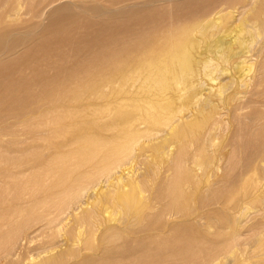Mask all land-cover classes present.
<instances>
[{"label": "bare ground", "instance_id": "1", "mask_svg": "<svg viewBox=\"0 0 264 264\" xmlns=\"http://www.w3.org/2000/svg\"><path fill=\"white\" fill-rule=\"evenodd\" d=\"M60 1L0 0V264H25L22 250L40 233L53 240L66 235L71 244L66 253L45 256L62 246L40 252L38 264L77 260L83 228L89 234L84 245L101 248L96 260L74 264H264V155H243V133L226 172L244 161L258 172L243 173L239 185L225 172L231 179L218 186L212 244L202 235V209L190 205L199 199L205 176L218 170L216 158L205 155L221 129L218 96L239 112L248 107L244 101L264 95V0L137 2L134 7L145 8L129 12L134 24L112 31L103 51H87L76 70L66 65L81 56L74 30L92 27V21L67 6L56 9L45 40L33 45L37 31L22 22L43 19ZM86 13L97 11L86 6ZM20 48V57L34 59H11ZM10 119L23 130L2 127ZM251 121L264 123V113L257 111ZM149 153L154 160L147 161ZM25 155L30 159L22 162ZM164 156L171 177L163 188L155 183ZM136 159L141 173L126 167ZM168 193H176L174 201L159 208ZM90 194L92 202H86ZM37 195L42 197L26 203ZM23 209L40 211L33 237L22 238L28 222L22 226L15 215ZM166 217L182 222L167 233L158 223ZM132 235L146 238L129 240Z\"/></svg>", "mask_w": 264, "mask_h": 264}, {"label": "rangeland", "instance_id": "2", "mask_svg": "<svg viewBox=\"0 0 264 264\" xmlns=\"http://www.w3.org/2000/svg\"><path fill=\"white\" fill-rule=\"evenodd\" d=\"M137 2L138 3L144 2V0H142V1H137V0H96L95 2L89 1V0H85V1H81V2H79V1L78 2L77 1L69 2L68 0H64V1H60L56 4H54L47 11L46 16L43 19L35 18V19L31 20L28 17H23L22 22H24L27 25V27H29L30 30L35 29V31H37V33L34 34L33 37L30 36L32 39L31 44L33 45L35 43H40L41 41L45 40L46 35H47V28L49 25L48 24V21H49L48 16L52 11H54L56 9L67 6L69 12H73L74 14H76L82 18L86 17L85 20L87 22L92 21L94 23L92 27L78 28V29L74 30V35L76 37L75 42H76V45L78 46V48L81 50V56L78 55V56H74V57L69 58L67 60L68 63L66 65L68 68L76 70L77 66H82L84 60L88 57L87 51L90 50L91 52L96 53V54L103 51L104 45L108 39V35L110 33H112V31H118L119 27L122 28V26L124 24H128V25L134 24V23H132L133 22L132 20H134V18H133V16L129 15V12L132 9H135L136 7L139 8L138 10H142V8H145L142 6V4L134 7L133 4H136ZM162 5L163 4H161V6H160V4H157V6H156V4H155V6L157 8L162 7ZM86 6H89L90 8L93 7L97 11V14H93V13L90 15H88V13L85 14ZM232 22L228 24L229 27L231 26ZM106 23H111V29L106 27ZM216 33H218L217 35L220 36V32H214V34H216ZM210 35H213V34H210ZM93 36L98 37L97 38L98 40L95 41L96 38H93ZM117 38H119V36H117ZM24 49L25 48H20V49H18V52L11 54L10 55L11 59L16 60V61H29V60L32 61L34 59V57H32V56L31 57H28V56L27 57H20L22 55V53L25 52ZM222 81H221V83H222ZM226 81H227V78H225L223 83ZM84 82H81V84H83L84 86H87L88 83L84 84ZM231 91H233V90H231ZM208 93H209V91L205 92V94H208ZM215 93H217V92L213 91L212 95H214ZM225 97H226V94L225 95L223 94L222 99H224ZM244 102L246 103V105H248V107H246L244 110L238 112V111H235L236 110L235 104H233V103L227 104V102L223 103L220 100L219 96H218V101H216V104H218V121L221 122V129L222 130L221 129L219 130L216 145L212 148H208L209 151L205 155L210 157V158H212V157L214 159L216 158L215 162H216V165L218 166V170L215 171V173L211 172V173H208L207 176H205V179L202 183V187H200L202 190H200L199 199H197V201L194 199L195 201L190 203V205L192 207H195V208L200 207L202 209V215L204 217H206V219L204 221V225L202 227V235H203L205 241L207 242V244L208 243L212 244L213 241L216 240L214 235H218V201H216L215 198L218 195V186H221L224 183H227L231 179V178L229 179L228 177H225V172L229 166L228 165V159H229L230 155L232 154V152L235 150V144H237V142L239 141L240 133H243L246 136V138H248V139L244 140L242 143L244 156L245 155H252V156L264 155V149L260 146L264 143V133H261L259 131L264 123L263 122L253 123L251 121V118H253L254 114L257 111H260V113H264V95L252 96L249 98V100H246ZM249 106H250V108H249ZM223 112H225V113H223ZM221 113H223V114H221ZM224 114H226V115L224 116ZM2 127H13V129H11V130L21 132L23 130V128L25 127V125H23V124L14 125V121L10 119V120L6 121V123L3 124ZM262 128L264 130V126ZM258 131L260 132V135H261L258 139L259 141L256 140L254 143H251L249 137L252 134L257 133ZM262 134H263V136H262ZM4 139H5L4 142L6 143L8 138H4ZM217 147H218V152L216 153ZM172 151H176V149L173 148ZM146 155L145 156L148 157L147 161L154 160V157H152L150 153L146 154ZM158 155H162V153H160ZM28 156L30 157V155H27V156L25 155V158H22V160H23L22 162H25L28 159H30ZM145 156L140 157V159L144 160L146 158ZM164 157L166 160H165L164 164L159 165V169H158L157 181L155 183L156 185H158L157 187H159L160 185L163 187L165 182H167V179L171 177L170 176L171 174L165 173L166 167H167V165H166L167 156H164ZM164 157H163V159H164ZM141 160L136 159V161H134L133 164H128L126 166L127 168H130V169H128V171H134L135 170V172H139V173L143 172L144 166L140 165V163H142ZM160 161H161V159H158V160L156 159L155 163L160 162ZM234 168L235 167H229L227 172H231L234 175L232 181H234L235 183H238V185L242 183V180L245 177L254 175L256 172H258L257 167H255L254 164L252 162H249V161H246V162L244 161L243 163L238 164L235 169ZM243 173L245 174V177H244V175H242ZM259 173H260V176L262 177V175H261L262 170H260ZM259 182L262 184V186H264V178H262L261 181H259ZM206 186H209L211 191L208 192L207 188H205ZM195 189L193 190V192L196 191ZM162 190L163 189H160V191H162ZM93 195L94 194H90L89 195L90 199L87 198L86 202H92ZM175 195H176V193H168L167 194L168 200L164 201L162 203H159L158 207L160 208V206L165 205V204L170 205L171 202L174 201L173 199H174ZM41 197H42V195L40 197H39V195H37L34 197L35 200H33V198H32L30 200H26L27 201L26 203H30L31 200L36 202ZM25 211L26 212H24V209H23V211H19L20 216L18 213L17 214L18 216L15 215V218H17V217L21 218V216L23 215L21 219L18 218L17 220L21 221L22 226H23L24 220H25L24 222H28V223H29V221H31V224H30L31 226L27 223L26 225H24L25 227L23 226L22 229L20 228L23 233L21 232L20 229L16 228L17 229L16 233L18 232L19 235L18 234L17 235L19 238H21L20 233H22V235H23L22 238H24L26 236H30V237L35 236L36 231L38 230V228L40 226V225L36 224L37 217H39V215H40V211L32 212L28 209H26ZM29 212H32V214L30 213L28 215L27 213H29ZM21 213H23V214H21ZM115 218L120 219V216L116 215ZM69 222H70L69 224L71 227L75 228L77 226L73 222L72 219H70ZM180 222H182L181 219H178L175 221V219H171V218L166 217V218H163L158 223L160 225H162V228H164L167 232L168 230L171 229L172 226L179 224ZM158 223L154 222L153 226L156 227L157 225H159ZM33 225H35V226H33ZM108 226H109V224H108ZM18 230H20V231H18ZM82 230H83L82 234H84L83 236H81L82 241L77 242L75 244V248L81 250L80 251V257L77 260H73V261L70 260V257H66V260H67L66 264H74L76 262H80L83 259H85L86 257H93L95 260L98 258V254H99L98 251L100 250L101 247H99L97 250H90L91 249L90 247L93 244L84 245L85 242H83V241H85L88 238L89 234H88L86 228H83ZM100 234H101V232L97 236L98 239L101 236ZM209 234H212V235H209ZM62 235H64V234H62ZM133 237H140V240H142V239L146 238V235H132L131 237H129V240H131ZM69 238L70 237L65 235V236H62L60 239L53 240V238H51V236L49 234L40 233L39 235L35 236V238L33 240L34 242L31 245H29V244L25 245L24 250H22L23 255L25 257L28 256L27 257L28 260H26L27 258L25 259V264H38V262L40 260L38 258L40 252L51 251L52 249H55L56 247H59V246H62V247L58 248L57 250H55V251H53L50 254L45 255V256L56 255L60 252L66 253V252L70 251V249L66 248V246H65V245L71 244ZM95 243L96 244L98 243V246H102L100 242L96 241ZM143 244L149 245V242H144ZM208 245H210V244H208ZM54 246H56V247H54ZM80 247H82V248H80ZM215 264H218V262Z\"/></svg>", "mask_w": 264, "mask_h": 264}]
</instances>
